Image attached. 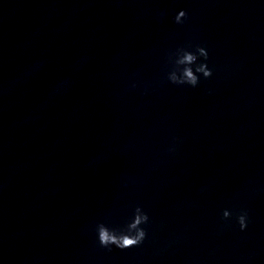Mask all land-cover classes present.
<instances>
[{
	"label": "clouds",
	"instance_id": "1",
	"mask_svg": "<svg viewBox=\"0 0 264 264\" xmlns=\"http://www.w3.org/2000/svg\"><path fill=\"white\" fill-rule=\"evenodd\" d=\"M159 15L163 16L164 13L161 12ZM188 19V13L185 10H180L174 17V22L176 24H183ZM176 51H181L182 56L176 61V63L181 65H193L197 60L202 57L203 62L200 63L195 71L201 73L205 79H208L212 76V70L208 67L206 61L209 58V53L207 49L203 46L197 45L195 47V52L186 50L185 47H179ZM172 53L169 54V60L171 59ZM167 79L170 83L178 86L187 85L195 88L199 82L200 77H198L192 70L191 67H185L182 75L177 76L175 72H172L167 76ZM132 87H136L135 84ZM178 140V137L173 138V144ZM169 152H174L175 147H170ZM136 216L133 222L129 225V229L135 230V234L131 235L128 233L117 235L114 231H110L109 228L103 224H99L96 229V238L101 247L111 250L110 246H114L117 249L125 250L134 246L141 244L145 237L146 232L143 228H140L141 224H146L149 221V216L147 213L142 212L140 207L136 209ZM232 213L225 209L222 213V219L227 221L231 218ZM236 222L239 225L240 231H245L249 224V217L246 210H242L236 216Z\"/></svg>",
	"mask_w": 264,
	"mask_h": 264
}]
</instances>
